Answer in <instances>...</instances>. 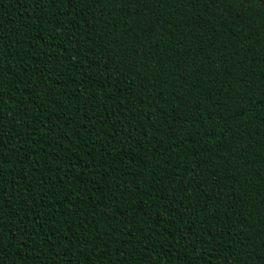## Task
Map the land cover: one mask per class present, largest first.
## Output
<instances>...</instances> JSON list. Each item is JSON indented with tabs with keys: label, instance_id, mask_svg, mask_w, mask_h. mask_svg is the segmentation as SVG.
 Segmentation results:
<instances>
[{
	"label": "trees",
	"instance_id": "1",
	"mask_svg": "<svg viewBox=\"0 0 264 264\" xmlns=\"http://www.w3.org/2000/svg\"><path fill=\"white\" fill-rule=\"evenodd\" d=\"M0 264H264V3L0 0Z\"/></svg>",
	"mask_w": 264,
	"mask_h": 264
},
{
	"label": "snow or ice",
	"instance_id": "2",
	"mask_svg": "<svg viewBox=\"0 0 264 264\" xmlns=\"http://www.w3.org/2000/svg\"><path fill=\"white\" fill-rule=\"evenodd\" d=\"M261 2H264V0H261Z\"/></svg>",
	"mask_w": 264,
	"mask_h": 264
},
{
	"label": "rangeland",
	"instance_id": "3",
	"mask_svg": "<svg viewBox=\"0 0 264 264\" xmlns=\"http://www.w3.org/2000/svg\"><path fill=\"white\" fill-rule=\"evenodd\" d=\"M264 3V2H263Z\"/></svg>",
	"mask_w": 264,
	"mask_h": 264
}]
</instances>
